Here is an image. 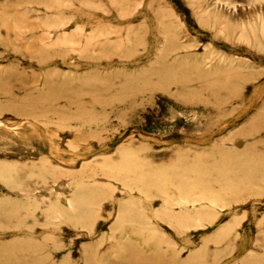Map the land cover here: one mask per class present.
Returning <instances> with one entry per match:
<instances>
[{
    "label": "rangeland",
    "instance_id": "374dc122",
    "mask_svg": "<svg viewBox=\"0 0 264 264\" xmlns=\"http://www.w3.org/2000/svg\"><path fill=\"white\" fill-rule=\"evenodd\" d=\"M0 264H264V0H0Z\"/></svg>",
    "mask_w": 264,
    "mask_h": 264
}]
</instances>
